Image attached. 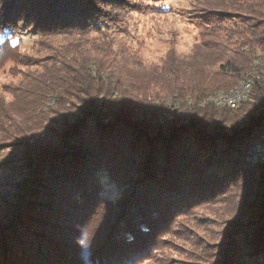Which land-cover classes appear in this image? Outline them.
<instances>
[{"label": "trees", "instance_id": "obj_1", "mask_svg": "<svg viewBox=\"0 0 264 264\" xmlns=\"http://www.w3.org/2000/svg\"><path fill=\"white\" fill-rule=\"evenodd\" d=\"M133 5L0 0V58L21 75L0 103V264H138L181 216L237 190L243 207L213 264H264V161L254 156L264 146V0L205 2L190 57L209 58L214 83L189 84L190 66L171 53L159 71L176 82L162 88L138 87L119 67L126 50L107 27ZM23 31L36 36L33 53L20 52ZM251 75L236 108L201 105ZM174 94L194 104L167 103ZM15 170L30 177L11 198ZM100 208L108 215L90 244L83 229Z\"/></svg>", "mask_w": 264, "mask_h": 264}, {"label": "rangeland", "instance_id": "obj_2", "mask_svg": "<svg viewBox=\"0 0 264 264\" xmlns=\"http://www.w3.org/2000/svg\"><path fill=\"white\" fill-rule=\"evenodd\" d=\"M207 1L209 0H133L135 8L127 9L121 15L122 24L119 28L111 31V28L107 27V32H110V36L116 42V50L120 49L119 46L126 50L127 56L119 55L118 58L123 61L119 67L127 76V80L141 88L153 85H159V88L163 85L172 87L176 81H173L171 76L166 77L169 74L163 75L159 69H162L163 62L168 55L175 53L178 58L184 59L183 61L190 66L184 73L185 75H182L189 84L212 85L214 79H208L209 75L206 73L209 71H205L206 69L202 67V64L210 61L209 58L196 57L193 59L190 57L193 55V48L201 39V34L206 31L201 19V9ZM176 23L183 25L184 34L190 38V42H185L187 51L180 54L176 49V44L179 42L177 37L180 33L174 28H169L167 36L170 38L165 39L164 26ZM19 38H21L20 52L33 53L36 36L23 31L19 34ZM149 41L157 42L156 55L151 61H147L142 55ZM129 57L134 61L130 62L127 59ZM13 65L6 56L0 58V103L5 101L8 104L13 100L11 91L21 79L20 69H13ZM251 78L255 79V76L252 75ZM246 79L248 78L242 80L240 84ZM176 96L174 94L166 102L176 105L177 108H180L183 102L189 105L185 102L189 99L194 104L193 98L178 100ZM207 98H203V102ZM203 102L201 101V105L206 104ZM29 171L24 175L20 170L12 173V175L16 174V178L11 181L10 188L7 187L11 198L20 194L21 189L18 185L25 178L30 177L28 176ZM241 192L242 190H237L221 203L206 205L181 216L179 222L173 226L174 231L164 236L165 241L156 253L150 259H141L138 264H213L217 262L218 257L216 256L219 250L215 246L224 240L225 230H228L229 225L238 217V211L243 207L244 201L241 202L240 199ZM107 212L100 208L93 222L83 229L84 238L88 243L92 244L96 239L108 215Z\"/></svg>", "mask_w": 264, "mask_h": 264}, {"label": "bare ground", "instance_id": "obj_3", "mask_svg": "<svg viewBox=\"0 0 264 264\" xmlns=\"http://www.w3.org/2000/svg\"><path fill=\"white\" fill-rule=\"evenodd\" d=\"M253 83L254 79L250 77V79L248 78L237 88L229 92H219L213 96L208 97L204 102L206 104H213L219 108L234 109L235 106H237V103H242L249 98ZM185 102L189 103V105H192V101L190 99L186 100ZM257 157H263L262 160H264V148H257Z\"/></svg>", "mask_w": 264, "mask_h": 264}, {"label": "clouds", "instance_id": "obj_4", "mask_svg": "<svg viewBox=\"0 0 264 264\" xmlns=\"http://www.w3.org/2000/svg\"><path fill=\"white\" fill-rule=\"evenodd\" d=\"M169 28H174L176 31H178L180 33V35L177 37V40L179 41L176 44L177 53L180 54V53H183V52L187 51V49L185 48V42L186 41L190 42V38L187 37L184 34L183 25L179 24V23H176L174 25H165L164 26V31L166 33L165 39H169L170 38L169 36H167ZM156 47H157V42L156 41H149L148 45L146 46V48L142 52V55L145 57V59L147 61H151L152 59L155 58V55H156L155 54V48ZM160 54H163V53H160Z\"/></svg>", "mask_w": 264, "mask_h": 264}, {"label": "built area", "instance_id": "obj_5", "mask_svg": "<svg viewBox=\"0 0 264 264\" xmlns=\"http://www.w3.org/2000/svg\"><path fill=\"white\" fill-rule=\"evenodd\" d=\"M240 104H241V103H237V106H239ZM237 106H235V108H236ZM259 148H264V146H263V147H259ZM254 156L257 157V148L254 150Z\"/></svg>", "mask_w": 264, "mask_h": 264}]
</instances>
